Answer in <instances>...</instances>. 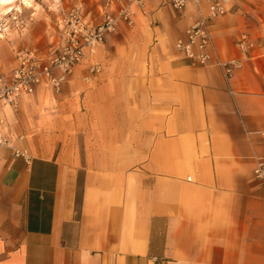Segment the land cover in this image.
Listing matches in <instances>:
<instances>
[{
    "label": "crops",
    "instance_id": "obj_1",
    "mask_svg": "<svg viewBox=\"0 0 264 264\" xmlns=\"http://www.w3.org/2000/svg\"><path fill=\"white\" fill-rule=\"evenodd\" d=\"M227 8L210 31L243 61L229 78L174 47L206 2L144 0L59 92L0 100L29 151L0 145V264H264V0Z\"/></svg>",
    "mask_w": 264,
    "mask_h": 264
},
{
    "label": "built area",
    "instance_id": "obj_2",
    "mask_svg": "<svg viewBox=\"0 0 264 264\" xmlns=\"http://www.w3.org/2000/svg\"><path fill=\"white\" fill-rule=\"evenodd\" d=\"M187 1L189 0H171V4L176 9H181ZM192 1L206 2L207 9L189 24L184 36L176 38L174 47L198 64L217 65L225 77L229 78L242 66L243 61L241 58L220 57L213 49L210 31L211 20L226 13L227 0ZM111 4L114 10L108 7L103 9L99 21L83 14L78 3L61 8L55 18V49L47 55L39 53L35 48L17 49L16 65L7 76L0 73V100L16 106L22 94L32 93L38 86L59 92L75 65L85 57L87 51H95L103 42L105 33L115 29L117 21L122 20L130 25L136 8H144V0H107V5ZM235 43L243 57L247 56L254 45L246 32H241ZM91 70L99 71V63L94 62ZM19 138L20 134L12 135L6 131L5 118L0 116V145L11 146L15 156L28 158V149L13 144ZM260 138L263 148L262 152L255 156L252 174L264 186V129L260 131Z\"/></svg>",
    "mask_w": 264,
    "mask_h": 264
},
{
    "label": "rangeland",
    "instance_id": "obj_3",
    "mask_svg": "<svg viewBox=\"0 0 264 264\" xmlns=\"http://www.w3.org/2000/svg\"><path fill=\"white\" fill-rule=\"evenodd\" d=\"M107 0H15L9 7L0 2V73L7 76L16 65V50L35 48L52 53L56 43L55 18L61 8L78 3L83 14L101 19L100 4Z\"/></svg>",
    "mask_w": 264,
    "mask_h": 264
},
{
    "label": "bare ground",
    "instance_id": "obj_4",
    "mask_svg": "<svg viewBox=\"0 0 264 264\" xmlns=\"http://www.w3.org/2000/svg\"><path fill=\"white\" fill-rule=\"evenodd\" d=\"M15 0H0V2L3 4V5H7L8 8H7V12H10L12 10L11 7H9V5L12 4V2H14ZM26 1V0H25Z\"/></svg>",
    "mask_w": 264,
    "mask_h": 264
}]
</instances>
